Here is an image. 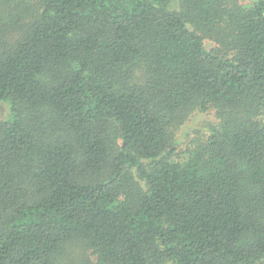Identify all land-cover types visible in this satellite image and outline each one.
<instances>
[{
	"label": "trees",
	"instance_id": "1",
	"mask_svg": "<svg viewBox=\"0 0 264 264\" xmlns=\"http://www.w3.org/2000/svg\"><path fill=\"white\" fill-rule=\"evenodd\" d=\"M2 102L0 264H264V0H0Z\"/></svg>",
	"mask_w": 264,
	"mask_h": 264
},
{
	"label": "rangeland",
	"instance_id": "2",
	"mask_svg": "<svg viewBox=\"0 0 264 264\" xmlns=\"http://www.w3.org/2000/svg\"><path fill=\"white\" fill-rule=\"evenodd\" d=\"M248 2L252 0H239ZM9 108L7 102L0 103V119L9 118ZM216 121L212 112H193L176 130V138L178 139L177 150L182 151L187 147L189 142L197 134L206 130L209 123Z\"/></svg>",
	"mask_w": 264,
	"mask_h": 264
}]
</instances>
